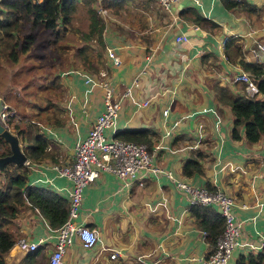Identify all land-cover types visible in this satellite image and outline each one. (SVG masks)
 <instances>
[{
	"label": "crops",
	"instance_id": "crops-1",
	"mask_svg": "<svg viewBox=\"0 0 264 264\" xmlns=\"http://www.w3.org/2000/svg\"><path fill=\"white\" fill-rule=\"evenodd\" d=\"M104 4L111 8L110 25L103 26L104 47L113 48L119 64L113 65L104 49L103 66L97 71L105 72L117 95L126 89L129 93L123 95L113 122L103 128L104 137L145 129L149 144H144L153 152L152 163L191 184H208L231 195L241 230L227 264H236L241 257L245 261L248 253L260 254L259 264H264V137L248 142L238 126L240 137L233 139V113L217 100L215 90L221 86L251 95L245 82L232 78L246 72L239 59L264 64V0H242L232 6L222 0H177L167 9L153 0ZM179 35L186 39L175 40ZM225 37L233 38L226 50ZM57 74L63 123L37 124L50 142L48 153L64 163L102 110V101L98 86L85 81L96 73L71 67ZM143 99H148L146 105L138 103ZM193 159L200 171L183 174L182 165ZM51 163L44 158L27 165L26 184L67 198L70 184ZM121 183L114 174L99 170L82 188L74 221L94 230L95 240L85 246L73 235L61 264H197L209 246L190 214L186 195L163 175H143L141 185ZM7 229L13 242L24 237L37 245L32 251L12 243L4 256L6 264H47L55 229L37 209L27 203L20 206Z\"/></svg>",
	"mask_w": 264,
	"mask_h": 264
},
{
	"label": "trees",
	"instance_id": "trees-1",
	"mask_svg": "<svg viewBox=\"0 0 264 264\" xmlns=\"http://www.w3.org/2000/svg\"><path fill=\"white\" fill-rule=\"evenodd\" d=\"M85 6L87 17L86 31H80L81 44L73 49L67 45L64 37L70 27V18L81 2ZM91 0H0V62L14 64L23 59L24 54L35 39L39 26L49 31L48 45L50 57L47 70L51 72L49 81L56 89H60L57 72L80 67L97 73L103 66L104 40L102 36L103 24L96 11L90 6ZM225 6H232L233 0H222ZM233 38H226L223 47L226 50ZM97 49V51H95ZM238 47H235L237 51ZM39 56H41L39 54ZM240 67L245 70L256 92L247 95L244 90L229 92L224 87H216L217 100L225 102L233 113L231 137L236 139L238 126H242V136L248 142H255L264 137V64L238 60ZM47 73V72H46ZM218 90V91H217ZM51 108L50 112L47 111ZM44 113V115H43ZM62 110L58 103L43 107L39 106L32 112V117L25 121L12 124V132L29 162L49 158L57 163L55 157L48 153L49 140L39 131L37 123H63ZM12 116L9 115L7 123ZM114 138L125 141L149 144L145 129L123 130L114 134ZM9 153V147L0 135V156ZM200 166L196 159L188 160L182 165V173L199 172ZM3 180L0 183V264H6L4 256L13 243L12 232L7 224L16 215L20 206L27 203L37 209L46 219L51 228H57L66 218L68 201L66 197L56 194L40 185H27V165L8 163L1 168ZM214 189L208 184L205 185ZM190 214L198 225L199 230L205 231L204 239L209 247L214 246L215 239L223 227V219L212 205L193 204L189 208ZM35 250V249H34ZM33 251V250H32ZM34 254L31 253V257ZM260 254L248 253L239 258L236 264H259Z\"/></svg>",
	"mask_w": 264,
	"mask_h": 264
},
{
	"label": "built area",
	"instance_id": "built-area-1",
	"mask_svg": "<svg viewBox=\"0 0 264 264\" xmlns=\"http://www.w3.org/2000/svg\"><path fill=\"white\" fill-rule=\"evenodd\" d=\"M103 1L94 0V7L99 13L105 15L106 10L102 6ZM153 1L161 9H167L171 3L177 0ZM226 38L223 39V42ZM185 39L184 35L175 37V40ZM262 48L261 45L256 44V49L262 50ZM251 51L254 52L255 49ZM105 55L113 65L119 64V57L113 48L106 47ZM232 79L245 82L246 88L251 94L256 92L255 85L246 72L240 71ZM85 81L90 82V85L98 86L102 110L90 123L85 136L74 143L71 158L64 163L52 162L50 164L57 175L64 177L69 182L70 187L67 191V215L64 221L55 228V242L48 256L47 264H61L63 251L70 243L73 235H76L85 246L94 242V230L76 223L74 218L78 212L82 188L93 181L99 170L114 174L124 186L135 181L136 184L141 185L143 175H163L172 182L176 189L186 195L188 209L193 204L214 206L223 219V227L215 239L214 246L209 247L207 253L199 259L197 264H227L232 249L238 245L241 230V220H238L232 211L233 197L221 189H210L205 185H194L185 179L174 177L170 171L151 162L153 152L148 150L144 143L125 141L114 137L105 138L103 128L113 122L123 95H129L128 89L123 94L117 95L113 86L106 79L105 72L101 70L94 76L91 74L87 76ZM132 83L133 85L137 83L136 77H133ZM138 103L146 105L148 99H143ZM64 107L67 108V101L64 103ZM9 115H11L10 111L3 103L0 109V124L7 129H9V126L6 121ZM23 163L26 165L31 164L26 159ZM200 232L204 237L205 231L201 230ZM13 243L21 250H33L37 245L36 242H30L24 237L16 238ZM114 255L115 253H112L110 257H114Z\"/></svg>",
	"mask_w": 264,
	"mask_h": 264
},
{
	"label": "rangeland",
	"instance_id": "rangeland-1",
	"mask_svg": "<svg viewBox=\"0 0 264 264\" xmlns=\"http://www.w3.org/2000/svg\"><path fill=\"white\" fill-rule=\"evenodd\" d=\"M90 6L100 17L103 26L107 23L109 26V12L111 13L109 4L103 5L107 9L105 15L96 10L94 0H91ZM70 27L72 28L67 30L64 39L67 41V45L70 44V48L73 49L82 43L80 31L87 29V17L82 1L76 4V9L70 18ZM48 38L49 31L39 26L31 48L24 53L26 55L23 56V59L14 64L0 62V99L12 116L10 123H7L11 132L13 123L25 121L27 117L31 118L32 112L37 107H46L49 102L51 104L58 103L63 98L61 87L56 89L53 82L49 81L51 72L47 70L46 64L50 57L51 47L47 43ZM50 110L52 109L49 107L47 111L50 112ZM1 174L0 170V183L3 180Z\"/></svg>",
	"mask_w": 264,
	"mask_h": 264
},
{
	"label": "water",
	"instance_id": "water-1",
	"mask_svg": "<svg viewBox=\"0 0 264 264\" xmlns=\"http://www.w3.org/2000/svg\"><path fill=\"white\" fill-rule=\"evenodd\" d=\"M2 106L3 101L2 99H0V109L2 108ZM0 135L3 136L9 147V153L4 156H0V170L5 164L8 163L23 164L26 157L22 152L21 147L18 143V139L15 137V135L1 124ZM262 167L264 170V158L262 159Z\"/></svg>",
	"mask_w": 264,
	"mask_h": 264
}]
</instances>
